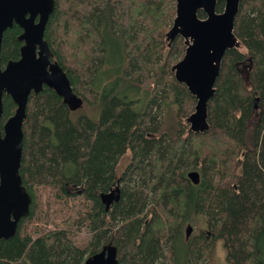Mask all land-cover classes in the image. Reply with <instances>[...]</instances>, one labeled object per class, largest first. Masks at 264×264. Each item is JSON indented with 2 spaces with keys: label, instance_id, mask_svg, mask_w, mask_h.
Here are the masks:
<instances>
[{
  "label": "trees",
  "instance_id": "obj_1",
  "mask_svg": "<svg viewBox=\"0 0 264 264\" xmlns=\"http://www.w3.org/2000/svg\"><path fill=\"white\" fill-rule=\"evenodd\" d=\"M55 3L44 38L83 107L46 86L31 94L20 169L30 214L0 239V264H85L111 246L119 264H212L217 242L227 264H264V0L240 4L206 133L190 131L197 101L172 71L187 48L167 40L176 0ZM22 33H4L3 68L20 60ZM3 104L2 125L17 109L9 95ZM198 216L210 232L184 236Z\"/></svg>",
  "mask_w": 264,
  "mask_h": 264
},
{
  "label": "water",
  "instance_id": "obj_2",
  "mask_svg": "<svg viewBox=\"0 0 264 264\" xmlns=\"http://www.w3.org/2000/svg\"><path fill=\"white\" fill-rule=\"evenodd\" d=\"M177 14L167 40L182 37L186 53L172 71L177 82L187 87L196 99L194 113L187 119L190 131H209L208 105L214 98L216 82L226 53L239 46L235 35V20L242 0H176ZM218 2H224L222 13ZM56 7L55 0H0V53L4 33L17 24L23 33L19 41L21 58L10 61L3 69L0 60V239H10L17 233L20 221L30 214L32 198L20 174L27 106L32 93L44 87L54 90L71 111L83 107V100L74 93L71 82L45 40V31ZM203 11L205 18L199 17ZM4 95L12 97L17 106L15 114L2 125ZM194 184L200 174L189 173ZM107 207L112 194L103 197ZM192 232L186 230L187 237ZM85 264H119L117 248L105 247L89 257Z\"/></svg>",
  "mask_w": 264,
  "mask_h": 264
},
{
  "label": "rangeland",
  "instance_id": "obj_3",
  "mask_svg": "<svg viewBox=\"0 0 264 264\" xmlns=\"http://www.w3.org/2000/svg\"><path fill=\"white\" fill-rule=\"evenodd\" d=\"M241 50H244V48H241ZM109 60L111 61V58H109ZM114 63H112L111 61V64H115L117 63L116 62V59H114ZM113 65H109V67L107 68L106 65L102 67L101 71H112V73L115 72V69H112L113 67H111ZM115 76V75H114ZM114 76L111 78L113 79ZM93 107H85L84 106V112L85 114L87 113L88 116H90L91 118H95V115L92 111ZM166 116V115H165ZM166 120V125H165V128L168 127L171 122H172V117H171V114L166 116L165 118ZM130 160H131V156L130 154H126L119 166H118V176H121V174L123 173V171L127 168V166L129 165L130 163ZM188 226H191L192 228V232L190 234V237L193 236V235H200L201 233H204V234H207L209 231V228L206 224V220L203 216H198V217H192L191 218V221H189V223H187L184 227V231H183V234L185 236V232L188 228ZM212 264H227L226 263V251L223 247V244L221 242H217L215 244V249H214V253H213V258H212Z\"/></svg>",
  "mask_w": 264,
  "mask_h": 264
},
{
  "label": "flooded vegetation",
  "instance_id": "obj_4",
  "mask_svg": "<svg viewBox=\"0 0 264 264\" xmlns=\"http://www.w3.org/2000/svg\"><path fill=\"white\" fill-rule=\"evenodd\" d=\"M1 66H2V65H1ZM2 68H3V67H2ZM4 68H5V67H4ZM4 68H3V69H4Z\"/></svg>",
  "mask_w": 264,
  "mask_h": 264
}]
</instances>
